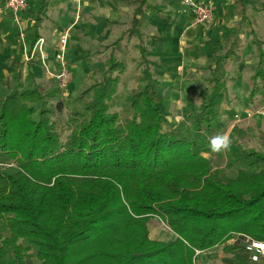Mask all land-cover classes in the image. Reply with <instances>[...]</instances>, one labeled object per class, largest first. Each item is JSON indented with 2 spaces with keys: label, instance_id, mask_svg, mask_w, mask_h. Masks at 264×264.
<instances>
[{
  "label": "trees",
  "instance_id": "1",
  "mask_svg": "<svg viewBox=\"0 0 264 264\" xmlns=\"http://www.w3.org/2000/svg\"><path fill=\"white\" fill-rule=\"evenodd\" d=\"M47 7L38 10L31 47ZM254 43L251 104L264 94V41ZM213 52L211 88L187 131L159 105L152 67L160 65L144 52V85L124 121L113 111L125 72L116 59L77 97L82 109L66 111L61 98L51 102L57 90L40 87L0 96V221L9 231L0 235V264H199L217 247L237 264H264L247 249L249 240L264 243V152L241 150L234 159L244 167L226 179L207 156L214 131L225 130L229 80V54ZM154 218L173 238L151 237Z\"/></svg>",
  "mask_w": 264,
  "mask_h": 264
},
{
  "label": "crops",
  "instance_id": "2",
  "mask_svg": "<svg viewBox=\"0 0 264 264\" xmlns=\"http://www.w3.org/2000/svg\"><path fill=\"white\" fill-rule=\"evenodd\" d=\"M28 1L22 12L26 29L25 41H21L17 25L0 0V96L18 85L22 89L58 87L48 70H59L60 39L67 32L66 61L74 68L81 63L89 66L90 77L97 74L102 78L110 59L123 63L125 72L126 68H138L141 75L142 52L147 60L159 64L161 68L153 66L152 70L161 82L158 103L163 111L188 107L194 93L208 92L211 71L216 67L214 50L229 54L224 66L229 78L227 97L232 93L226 98L229 111L251 106L260 97V103L264 102V94L253 104L248 98L259 62L254 39L264 41V0H199L214 8L213 23L208 27L192 25V13L183 0ZM42 2L48 7L39 29L41 50L31 57L29 35ZM250 42L257 63L244 48ZM250 67L251 86L246 81ZM203 80L206 85L201 89Z\"/></svg>",
  "mask_w": 264,
  "mask_h": 264
},
{
  "label": "rangeland",
  "instance_id": "3",
  "mask_svg": "<svg viewBox=\"0 0 264 264\" xmlns=\"http://www.w3.org/2000/svg\"><path fill=\"white\" fill-rule=\"evenodd\" d=\"M237 8L239 7L237 6ZM211 23H213V20H210L203 26L208 27L211 25ZM244 48H246L249 52L250 58L253 57L252 59L254 60L256 58L254 62L257 63L254 45L251 42L249 45L246 43ZM239 53H241V50ZM68 64L73 74V80L69 86L64 89H61L59 86L57 87V85L56 87L49 88V90L58 91V96L53 98L51 102L54 103L58 98H61L63 104L65 105L66 111L74 107H79L82 109L84 101H78L77 97L91 84L100 80L101 76L94 74L93 77H90L91 73L90 70H88L89 66L86 67L84 63L76 65V68H74L73 63L69 62ZM131 70L132 69H128L127 71L126 68V72H124L125 74H122L123 76H121V83L119 87L120 93L118 92L113 104V111H117L123 121L126 119V117L131 115V91L139 89L144 85L138 68H134L132 72ZM248 71L249 72L246 75V81H248L249 85L251 86L249 75L253 73V68L250 67ZM205 81L206 80H203V87L201 89H203L206 85ZM206 96V91L200 94L194 93V99L188 107L179 105L178 108H173L172 111L165 109L164 113L167 116L169 123L182 125V128L186 131L192 129V122L191 119H189V116H195L199 114L202 103L205 101ZM239 96L244 97V94L241 93ZM263 96L264 95H262V97ZM230 97H232V93L228 94L227 98L230 99ZM260 99H258L253 105H247V107L237 111L231 108L233 110V115H231V111H229L230 106H228V101L223 104L222 114L219 118V121L225 124V130L223 132L215 130L213 135L215 136L226 133L231 138V148L226 152H212L207 156L211 158L217 174L224 179L234 177L237 173V170L241 167H244L243 162H237L234 159V155H237L241 150L264 152V102L262 101L263 103H260ZM237 112L239 114L238 116H236ZM235 127L245 130L246 136L240 137L239 135L235 134L233 132ZM149 227L152 238L168 240L174 236L170 228L158 218L152 219L149 223ZM0 235L2 237L9 235V231L2 221H0ZM198 262L199 264H237L232 256L227 254L222 247H217L214 250L202 253L198 259Z\"/></svg>",
  "mask_w": 264,
  "mask_h": 264
},
{
  "label": "built area",
  "instance_id": "4",
  "mask_svg": "<svg viewBox=\"0 0 264 264\" xmlns=\"http://www.w3.org/2000/svg\"><path fill=\"white\" fill-rule=\"evenodd\" d=\"M6 11L13 18L14 23L19 29V38L21 41H25V29L24 21L22 19V12H24L28 6V0H3ZM184 5H186L192 13V25L199 26L204 25L209 22L213 17L214 8L212 4L202 2L199 0H183ZM68 35L67 32L63 34L60 41V54L58 55L59 70L57 72H52L48 70L49 75L53 78L61 89L69 86L73 80V74L68 62L65 58L66 44ZM42 40V39H41ZM41 41L38 40L31 51V57L36 54V51L41 50ZM46 57L43 55V60L45 63ZM249 251L251 252V257L254 261H258L261 257H264V243L257 241H248ZM199 251H197V254Z\"/></svg>",
  "mask_w": 264,
  "mask_h": 264
},
{
  "label": "clouds",
  "instance_id": "5",
  "mask_svg": "<svg viewBox=\"0 0 264 264\" xmlns=\"http://www.w3.org/2000/svg\"><path fill=\"white\" fill-rule=\"evenodd\" d=\"M231 138L226 134H218L210 138L209 147L212 152H226L231 148Z\"/></svg>",
  "mask_w": 264,
  "mask_h": 264
}]
</instances>
